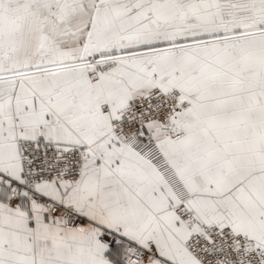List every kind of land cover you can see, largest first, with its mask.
<instances>
[{
  "label": "snow or ice",
  "instance_id": "1",
  "mask_svg": "<svg viewBox=\"0 0 264 264\" xmlns=\"http://www.w3.org/2000/svg\"><path fill=\"white\" fill-rule=\"evenodd\" d=\"M0 264H264V0H0Z\"/></svg>",
  "mask_w": 264,
  "mask_h": 264
}]
</instances>
